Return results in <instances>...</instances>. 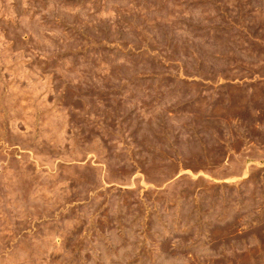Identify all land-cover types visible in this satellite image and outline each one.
Segmentation results:
<instances>
[{
    "label": "rangeland",
    "instance_id": "1",
    "mask_svg": "<svg viewBox=\"0 0 264 264\" xmlns=\"http://www.w3.org/2000/svg\"><path fill=\"white\" fill-rule=\"evenodd\" d=\"M0 264H264V0H0Z\"/></svg>",
    "mask_w": 264,
    "mask_h": 264
}]
</instances>
